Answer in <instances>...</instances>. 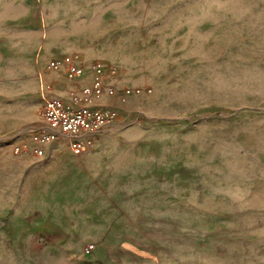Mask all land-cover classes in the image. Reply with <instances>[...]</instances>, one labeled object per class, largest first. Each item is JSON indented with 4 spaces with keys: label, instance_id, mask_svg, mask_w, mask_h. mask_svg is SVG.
<instances>
[{
    "label": "rangeland",
    "instance_id": "rangeland-1",
    "mask_svg": "<svg viewBox=\"0 0 264 264\" xmlns=\"http://www.w3.org/2000/svg\"><path fill=\"white\" fill-rule=\"evenodd\" d=\"M94 60L152 92L17 153ZM0 264H264V0H0Z\"/></svg>",
    "mask_w": 264,
    "mask_h": 264
},
{
    "label": "built area",
    "instance_id": "built-area-1",
    "mask_svg": "<svg viewBox=\"0 0 264 264\" xmlns=\"http://www.w3.org/2000/svg\"><path fill=\"white\" fill-rule=\"evenodd\" d=\"M48 68L54 72L66 69L71 80L81 76L84 65L80 53H74L67 63L54 58L48 61ZM90 83L73 88L67 97L55 96L44 105V118L47 124L45 130H34L28 138L14 146L17 153L32 152L41 155L44 147L54 141L57 135L70 140L72 150L79 153L93 145L94 134L115 124L119 119V109L110 105L96 104L102 96L118 97L121 103H126L135 95L151 93V88L124 87L118 92L109 78L116 77L118 72L113 66H108L100 60L90 62Z\"/></svg>",
    "mask_w": 264,
    "mask_h": 264
}]
</instances>
